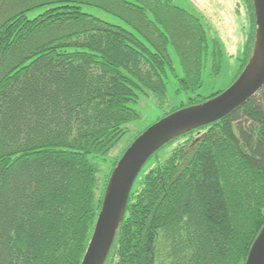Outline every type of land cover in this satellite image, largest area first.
Listing matches in <instances>:
<instances>
[{
    "label": "trees",
    "instance_id": "16d2710c",
    "mask_svg": "<svg viewBox=\"0 0 264 264\" xmlns=\"http://www.w3.org/2000/svg\"><path fill=\"white\" fill-rule=\"evenodd\" d=\"M243 1L250 29L234 82L256 41ZM222 58L173 0H0V264H82L111 175L144 131L103 177L99 161L141 120L140 94L164 109L172 75L177 93L193 95L157 122L201 105L223 93L198 96ZM263 228L264 87L148 161L105 264H246Z\"/></svg>",
    "mask_w": 264,
    "mask_h": 264
},
{
    "label": "water",
    "instance_id": "95a60500",
    "mask_svg": "<svg viewBox=\"0 0 264 264\" xmlns=\"http://www.w3.org/2000/svg\"><path fill=\"white\" fill-rule=\"evenodd\" d=\"M256 41L247 67L233 85L217 97L177 111L144 131L127 149L109 180L102 210L82 264H105L123 222L133 187L148 161L165 145L227 117L264 87V0H252ZM246 264H264V228Z\"/></svg>",
    "mask_w": 264,
    "mask_h": 264
},
{
    "label": "rangeland",
    "instance_id": "374dc122",
    "mask_svg": "<svg viewBox=\"0 0 264 264\" xmlns=\"http://www.w3.org/2000/svg\"><path fill=\"white\" fill-rule=\"evenodd\" d=\"M174 3L186 11L198 16L207 31L211 41L217 40L222 47V68L218 76L211 75V63L203 75V87L198 92V96L208 98L214 94L224 92L229 89L239 72L241 59L248 40L249 17L247 7L243 0H173ZM87 11L109 23L126 26L120 19L96 8H88ZM35 14H32V17ZM172 56L178 73L182 74V69L176 54L172 51ZM178 82L171 75L168 79L167 105L160 108L154 95L150 92L141 93L136 109L141 114V120L128 125L130 133L122 140L102 164V174L105 176L110 171V165L114 158H117L127 149L130 143L139 133L146 131L154 125L165 112L172 108H178L188 103V98L193 96L186 93H177ZM172 147L160 153L161 161L170 155Z\"/></svg>",
    "mask_w": 264,
    "mask_h": 264
}]
</instances>
